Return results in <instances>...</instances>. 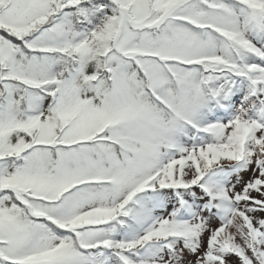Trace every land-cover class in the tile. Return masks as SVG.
<instances>
[{"label": "snow or ice", "instance_id": "obj_1", "mask_svg": "<svg viewBox=\"0 0 264 264\" xmlns=\"http://www.w3.org/2000/svg\"><path fill=\"white\" fill-rule=\"evenodd\" d=\"M0 264H264V0H0Z\"/></svg>", "mask_w": 264, "mask_h": 264}]
</instances>
